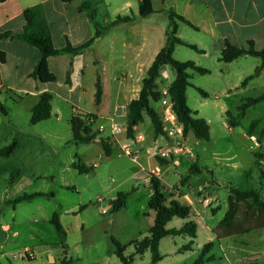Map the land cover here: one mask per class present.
Here are the masks:
<instances>
[{"label":"rangeland","instance_id":"rangeland-1","mask_svg":"<svg viewBox=\"0 0 264 264\" xmlns=\"http://www.w3.org/2000/svg\"><path fill=\"white\" fill-rule=\"evenodd\" d=\"M101 1L97 0L100 3V21L106 12ZM161 20L166 21L164 16ZM167 21H170L169 18ZM174 57L180 61L197 60L200 62L198 65L209 66L203 55L184 45L177 48ZM260 69L261 67L252 69L255 84L247 90L233 89L239 95L227 100L229 110L226 113L222 105L226 98H216L219 88L215 86V74L203 75L192 69L188 71L193 84L187 90L188 104L192 109L199 110L198 117L206 119L211 127L209 140H198L193 133L187 135L188 143L196 152L197 166L201 168V172L190 175L185 171L181 190L191 199H197V194H201L199 196H202L203 201L197 200L195 212L201 225L192 250L181 253L173 251L176 246L181 247L189 242L186 235L165 237L162 245L166 255L162 264H194L204 245L210 240L214 241L212 226L224 217L228 208L229 189L232 186L241 189L261 187L254 152L264 155V100L250 107L244 117L239 116L238 110L248 97L264 93V73L260 74ZM115 70L117 69L113 68L112 71L105 72L107 91L114 90L117 79L121 76ZM57 74L58 82L44 84L54 95L52 116L37 124L30 122L31 108L38 100L35 96L37 91L29 90L28 95H21L13 94L11 90H0V102L6 112L0 109V149L14 140L19 143L13 155L0 156V225L12 226L10 233H5L0 228V245L7 235L12 237L15 230L20 232V236L15 239L19 244L35 247L42 245L45 248L48 244L56 243L60 234L48 218L58 212L67 233L68 257L73 259L74 264H121L115 254L113 238L122 245H127V256L135 254L136 248L132 242L149 236L154 223L155 212L148 206L152 190L144 179H135L139 165L123 150H114L111 155L104 152L100 138H107L108 130L100 132L90 143L72 142L70 120L74 111H96L98 108L94 100L95 86L86 81L84 93L77 90L69 93L64 85L65 71L59 69ZM175 77L176 73L171 67L166 71L162 70L156 80V90L169 89ZM197 87L208 91L210 96L205 97L207 93L203 95ZM153 105L161 115L160 103ZM255 120L259 121L251 134V125ZM141 127L142 132L153 135L154 127L149 120L147 125ZM254 134L256 140L252 137ZM123 135L129 137L128 132ZM79 161L86 165L97 163L98 167L89 173H80L73 167V163ZM259 162V166L264 169V156ZM189 169L190 166L187 167ZM249 170H252V176L246 178L245 173ZM15 180H19L16 189L26 185L27 192L42 193L21 203L16 213V224L13 223L14 202H9L14 199L13 192L10 191L12 181ZM171 183L174 184L173 180ZM133 188L135 190L122 210L115 212L111 207L107 213L101 212V208L110 205L119 192L131 191ZM99 197L104 199L102 203L97 202ZM207 199L210 200L209 204L205 202ZM182 220L174 218L168 228L181 226ZM31 233L36 237L34 240L31 239ZM40 237L45 243H40ZM247 237L256 239L258 243L243 246L234 252L223 249L215 242L210 253L215 258L205 264H231V261L239 264L237 260L249 252L262 254L264 262V230ZM46 243L48 244L45 245ZM5 245L11 247L12 240L8 238ZM247 258L258 257L249 254ZM149 259V256L145 258L135 255L133 264H149Z\"/></svg>","mask_w":264,"mask_h":264},{"label":"crops","instance_id":"crops-1","mask_svg":"<svg viewBox=\"0 0 264 264\" xmlns=\"http://www.w3.org/2000/svg\"><path fill=\"white\" fill-rule=\"evenodd\" d=\"M83 1L84 0H5L0 3V34L10 31L17 33L22 32L26 24L24 10L27 7L42 4L50 25L54 46L59 50L64 49L68 42L74 47L81 46L92 39L96 33L95 23L91 21L89 13L79 10V6ZM152 1L155 13L147 18H143L139 14V2L137 0H102L101 2L105 6L106 12L103 14L104 17L102 21L98 20L97 14V21L102 27L107 28L104 34L97 38L91 48L85 50L81 54L72 55L61 53L50 57V69L57 76L56 82L59 80L57 70L60 69L65 71L66 76L64 78V85L68 88L69 93H73L75 90L80 91L81 94L84 93L86 81H88L90 85L95 86L96 92L97 74L100 73L104 91L102 102L99 106L96 105L98 107L96 111H83L96 114L98 119L95 123V127H97L96 125L98 122H101L99 125H105L108 128V133H110V125L115 121L127 125V106L133 99L139 97L143 87V81L147 77L148 69L160 50L166 45L167 30L171 23L170 11H174L176 14L181 15L195 27L178 20L177 36L188 43L195 44L203 50V52H197L203 55V59H206L209 63V66H204V64L202 66L210 70V73L206 75L215 74V86L219 88V92H216V98L218 100H221L222 97L226 98L222 104L224 113L229 110L227 100L229 101L233 96L237 97L239 95V92H233L234 88L237 91L241 89L247 90L250 86L255 84V78L251 72L252 69L261 67L260 74L264 73V65L262 59L259 57L244 55L228 63L220 60L221 53L226 48L227 43L248 48L252 42L255 49L264 50V0ZM95 5L97 11H99L100 3L97 2V0L95 1ZM126 16H131L132 19L110 26L118 17ZM163 16L166 21L161 20ZM167 18H169L170 21H167ZM179 46L182 45H177L175 47V52ZM0 51L5 52L7 55L6 61L0 62V90H11L13 94L16 93L21 95H28L29 90H35L37 91L35 96H37L38 100L42 93H52L51 90H48L47 85H44L45 83L32 77V73L34 72L40 56V52L34 46L19 39L0 38ZM192 61L196 64H200L197 60ZM168 67L169 66H166L163 70L166 71ZM113 68L117 69L115 72L121 76L117 79L118 83L114 90L110 89L107 91L105 72L112 71ZM246 78H250V80L246 86H242ZM191 86H193V84ZM206 93L207 96L205 97H209V92L207 91ZM261 94L264 93H260L255 97ZM37 102L34 105H36ZM194 111L197 112L198 117L199 110ZM148 120L151 122L149 117L146 116L145 121L135 127L133 138L124 137V133L120 134L118 136V143L115 142L112 144V153L114 150H122L123 146L132 143V150L137 153L138 157L137 160H133L139 165V170L136 172L137 176L135 179H144L149 188L150 184L148 178L150 174L155 171L156 167H159L161 169L160 180L162 190L164 192H173L183 195V199L193 207V217L191 216L189 220H194L198 224V235L201 224L200 221L196 219V202L197 200L202 202L203 198L199 196L201 195L199 193L197 194V199L195 197L191 199L184 192H181L185 179L184 172L188 171L190 175L192 173L196 174L201 172V168L197 166L196 152L193 151L195 153L193 159L184 157L178 164L168 162L165 165H161L159 159L154 157V150L155 146L161 143L160 140H163L162 137L156 138L155 132H153V135H150L141 131V126L147 125ZM136 136H142L144 139L136 140ZM252 137L256 140L255 134L252 135ZM132 140L134 142H132ZM258 145H261V142H258ZM94 164L98 167L97 163ZM188 166H193L196 170H187ZM171 180H173L174 184L171 183ZM18 182L19 180L12 181L10 192H13L14 199L9 200V202H14L13 223L15 224L17 223L16 213L21 203L32 199L20 202H15V200L23 194L39 193L42 195L40 192H27L26 185L16 189ZM115 199L116 197L114 200ZM114 200L111 201L109 206L112 207ZM202 212L205 214V211ZM226 212L227 210L225 213ZM51 219L52 217L48 218L49 221ZM186 222L187 220L183 219L181 226L175 228L182 227ZM220 222L221 220L218 224L212 226V239L218 242L223 249L232 250L233 252L236 250L239 251L243 246L257 244L258 242L256 239H251V237L247 236L251 233H260L264 230V228L257 229L249 233L216 240L214 230ZM206 226L208 227L209 225L206 224ZM0 228L5 233H10L12 230L11 224H1ZM11 236L12 237H9V235H7L0 245V264H58L64 258L71 259L68 257L69 248L67 244L66 247L63 246L60 235L56 238V243H46L45 245L48 244V246L45 248H43L42 245L35 247L30 244L16 243L15 239L20 236V232L17 230L13 231ZM30 236L33 240L36 238L32 233ZM8 238L13 242L11 247L5 245V241H7ZM164 239L165 238L160 242L162 259L157 263L152 261V254L150 251L137 256H145V258L149 256V264H162L164 256L166 255L162 245ZM188 239L189 241L191 240L189 236ZM39 240L40 243H45L41 237ZM27 247L31 248L36 254V258L33 262H29L18 256V254ZM181 247L176 246V249L173 251L177 253L185 251L180 250ZM249 254L257 255L258 258L248 259L247 255ZM249 254L237 260L238 263L264 264V262H262V254L257 252H249ZM43 255H45V257H43ZM209 256H211V259L215 258L212 254H209ZM71 264H74L73 259ZM121 264L123 263L121 262ZM231 264H233L232 261Z\"/></svg>","mask_w":264,"mask_h":264},{"label":"trees","instance_id":"trees-1","mask_svg":"<svg viewBox=\"0 0 264 264\" xmlns=\"http://www.w3.org/2000/svg\"><path fill=\"white\" fill-rule=\"evenodd\" d=\"M5 0H0V3ZM96 0H84L79 6L80 11H87L91 21L95 23L96 33L95 36L85 44L74 47L68 42L67 46L59 50L54 46L53 37L50 25L46 16L45 9L42 4L27 7L24 10V17L26 24L23 31L5 32L0 34L1 39H19L34 46L39 52L40 56L36 63L32 77L39 79L42 83L49 84L57 81L56 74L50 69V57L59 55L61 53H68L72 55L81 54L85 50L92 47L97 38L104 34L107 28H104L97 21V8L95 5ZM139 2V14L143 18H147L155 13L152 0H137ZM170 27L167 30L166 45L160 50L154 62L147 72V77L143 81V87L137 99H133L127 106V132L129 137H134L135 127L145 121V117H149L154 127L155 137L159 138L165 134V128L162 123L161 115L158 113L153 103L159 102L161 99L160 91L156 90V80L159 78L162 70L169 66L175 73L176 77L169 87V93L175 102V111L178 119L184 126L185 135L193 133L198 140L210 139V124L204 118L197 117V112L194 111L188 104L187 89L192 85L190 81L189 70L192 69L200 74H208L210 70L197 65L194 61H179L174 57L175 47L177 45H184L190 47L198 52H203L195 44L188 43L177 36L178 24L177 21H183L186 24L194 27L191 22L186 20L181 15L170 11ZM131 16L118 17L111 25L120 22L131 20ZM195 28V27H194ZM251 55L262 59L264 65V50L255 49L251 42L248 48L238 47L227 43L226 48L222 51L220 60L223 62H232L235 59ZM6 53L0 51V62L6 61ZM69 78V75H68ZM250 78H246L242 86H246ZM197 89L206 95V92L201 88ZM103 83L100 73L97 74L95 103L99 106L103 98ZM54 96L51 92H44L40 95L36 105L31 109L30 122L37 124L41 121L47 120L52 115V100ZM264 100V94L258 97H248L245 102L238 107L239 116L244 117L248 108L256 105ZM0 109L5 112L2 103L0 102ZM6 113V112H5ZM98 116L94 113L86 112L76 109L70 120L72 130V142L90 143L95 140L100 132L95 129L94 123L97 121ZM93 120L92 122H89ZM259 120H255L251 127V134L253 128ZM234 124V122L232 121ZM264 136V129L262 131ZM101 146L107 155L112 154V143L109 138H100ZM19 143L14 140L13 143L0 150V156H10L15 152ZM256 161L255 165L259 169V177L261 187H248L241 189L232 186L229 189L228 209L223 219L216 227L215 234L216 240L227 238L239 234L249 233L257 229L264 228V169L261 168L260 159L264 156L260 153L254 152ZM168 160L159 159L161 165L168 163ZM194 166V165H193ZM190 166L194 171L196 168ZM73 167L80 173H89L93 171L96 166L94 164L86 165L81 161L73 163ZM252 170L245 173L246 178H251ZM150 188L153 190L150 196L148 206L155 212L154 223L150 228L149 236L144 237L142 240L132 242L135 245L136 251L132 256L125 254L127 245H122L118 240L113 238L116 246L115 254L123 264H132L135 255H143L145 252L150 251L152 254V261L157 263L162 259L160 253V242L167 236L186 235L191 240L183 245L180 250H192L194 239L197 238L198 224L194 220H189L193 214V207L190 203L183 199V195L173 192H164L162 190L161 180L152 175ZM135 190L119 192L114 200L112 207L115 212L122 210L126 206V202L130 194ZM40 195L23 194L19 196L15 202L23 200H30ZM174 218L186 219L187 222L180 228H168V223ZM51 222L55 226L57 232L61 236V243L66 247L67 233L60 221L59 213L55 212L52 216ZM216 241H209L206 243L194 264H205L211 260V253ZM72 259L64 258L58 264H71Z\"/></svg>","mask_w":264,"mask_h":264},{"label":"built area","instance_id":"built-area-1","mask_svg":"<svg viewBox=\"0 0 264 264\" xmlns=\"http://www.w3.org/2000/svg\"><path fill=\"white\" fill-rule=\"evenodd\" d=\"M160 93L161 99L159 100V103L161 105V119L165 128V134L161 136L163 142L155 146L154 157L157 159L168 160L169 162L174 164H178L179 161L184 157L193 159L195 157V153L193 152V149L188 143V139L184 131V126L182 122L178 119V116L175 111V102L169 93V89L164 88L160 91ZM92 121L93 120H90L89 122ZM95 129L99 132H104L108 130V128L103 124L95 127ZM109 131L110 133L108 134L107 138L110 139V142L112 144L115 142L118 143V136L122 133L127 132V125L115 121L110 125ZM135 138L136 140L144 139L142 136H136ZM132 142L134 141L132 140ZM122 150L127 156L135 160L138 159L137 153L132 150V143L123 146ZM152 175L160 179L161 169L159 167H156L155 171L150 174L148 178V182L150 184ZM103 201L104 199L102 197H99L97 199L98 203H102ZM205 202L209 204L210 200L207 199ZM110 208L111 206L109 205L104 208L102 207L101 212L105 214L109 211ZM18 256L28 260L29 262H33L36 258V254L32 251L31 248L28 247L25 248L22 252H20Z\"/></svg>","mask_w":264,"mask_h":264}]
</instances>
